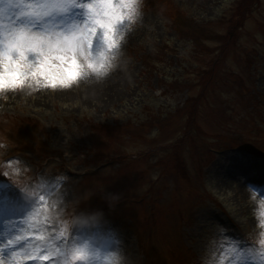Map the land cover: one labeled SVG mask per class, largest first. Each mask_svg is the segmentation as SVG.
Instances as JSON below:
<instances>
[{
    "label": "rangeland",
    "instance_id": "rangeland-1",
    "mask_svg": "<svg viewBox=\"0 0 264 264\" xmlns=\"http://www.w3.org/2000/svg\"><path fill=\"white\" fill-rule=\"evenodd\" d=\"M137 3L136 19L117 25V48L109 53L101 41L87 60L76 57L77 79L61 83L70 61L54 59L45 75L29 73L22 86L0 90L1 175L28 183L2 187L0 175V197L35 200L23 215L0 200V248L9 238L21 245L5 264H30L36 248L51 256L57 245L83 253L79 264H110L113 252L129 264H148V256L178 264L168 257L182 248L192 264H254L251 251H241L258 248L264 230V159L219 146L241 141L264 149V0ZM0 7L7 22V0ZM172 7L188 33L169 17ZM181 137L176 149L189 186L159 164ZM214 143L219 149L208 150ZM150 188L158 200L146 192L148 206L172 205L160 208L161 216L149 212L166 226L161 244L138 209L137 198ZM121 196L130 203L119 201V212L136 219L126 226L106 217L77 221L106 215L102 200ZM166 243L178 249L167 251Z\"/></svg>",
    "mask_w": 264,
    "mask_h": 264
},
{
    "label": "snow or ice",
    "instance_id": "snow-or-ice-1",
    "mask_svg": "<svg viewBox=\"0 0 264 264\" xmlns=\"http://www.w3.org/2000/svg\"><path fill=\"white\" fill-rule=\"evenodd\" d=\"M2 3L4 0H0ZM7 5L11 12L7 22L5 9L0 7V90L22 86L29 73L33 77L45 75L44 70L54 59L70 61L71 67L66 69L68 80L61 83L77 79L82 73L76 71L80 67L76 57L82 55L87 60L90 50H100L101 41L111 53L118 47L117 25L133 21L138 15L137 0H7ZM87 68L98 71L93 63H88ZM50 82L55 86L57 78L53 76ZM3 199L7 202L5 210L21 215L35 203V200L8 201L6 195ZM259 215L264 217V205ZM260 227L264 229V218ZM257 243L258 248L237 251L242 255L251 251L256 257L254 264H264V230L259 233ZM20 246L9 238L8 245L0 248V264H5V255ZM109 255L114 258L115 252ZM82 256L83 253L70 249L61 251L59 245L51 256L43 248H36L30 264H72L73 261L79 264Z\"/></svg>",
    "mask_w": 264,
    "mask_h": 264
},
{
    "label": "trees",
    "instance_id": "trees-1",
    "mask_svg": "<svg viewBox=\"0 0 264 264\" xmlns=\"http://www.w3.org/2000/svg\"><path fill=\"white\" fill-rule=\"evenodd\" d=\"M162 8L165 9L164 6ZM168 13H169V17L171 19H173L176 22V24H180V22H182L184 20L183 14L180 13L176 7L170 8V10H169ZM185 23L186 22H184V23L182 22L183 26H184ZM184 28L186 30L185 32H187V26H184ZM158 56L159 55H157V57ZM155 57H156V55H155ZM146 61H148V60L144 59V62H146ZM206 79H209V77L206 76ZM197 98L195 100H197ZM192 111L193 110H191V113H192ZM187 113L189 115V109L187 110ZM192 116H193V114H191V117ZM187 127H188V124H187ZM185 130L188 132L187 129H185ZM183 141H184L183 137L179 138L171 146V149L170 150H172V151L170 152V154H168L165 157H160L159 164H163L164 166H166L165 168L168 167V169H170V172H168L165 176L175 177L177 183H179V181L181 180V182H184V184H186V186H189L190 185V178H188V175H187L186 170H185V164H184L183 160L180 158V153H179V147L181 146V144L183 143ZM225 141H227V140H225ZM177 145L179 146L178 149H176V146ZM212 146L214 148L213 147L210 148V146H209V149L208 150L213 151L215 149H219V147H223L222 149L235 148V149H240V150H243L245 152H248L249 154L254 155V156H257V157H264V149H258V148H256L255 145H254V143L252 144L251 142L250 143H246V142H241V141H239V142L228 141V143L225 144V145H223V146H219L218 147L215 143ZM210 151H208V153ZM197 169H198V173L200 174L202 167L201 166L200 167L198 166ZM177 171H178V173L180 175V178H178L177 174H175V173H177ZM140 173L141 174L138 175V179H140L142 177V175H143V172H140ZM146 192H149V194L152 195V197H154V203H156V201L158 200L157 193L156 192L153 193L152 190H151V188H150L148 191H145V193L143 195H141V196L138 197V199L140 200L139 201V205H138L139 206L138 209H139V211L141 213L143 211L145 214L148 215V216H146V219H144V221H146L145 222V225L147 227H149V228L151 227L154 230V232L150 235L151 236V239L152 240H158L157 242H154V243L161 244V242H163V241L165 242V240H167L168 237H167V233H166V226H164V225L162 226L161 223L163 221L159 218V216L162 215V213L160 211V208H161V206H162L163 209L169 207V210L172 211V207H171L172 205H170V206L169 205H161L159 207V205L154 204L152 202L153 204H150L148 206L147 205V202L148 201L145 200V198H146L145 197ZM104 204L102 203V205H104ZM175 207H177L176 204H175ZM154 210L157 211V213L159 215L158 216L159 219L156 218V217L155 218L149 217L150 216L149 215V212L150 211H154ZM155 212H153V216L156 215V214H154ZM133 220H136V219L134 218ZM143 232H144V230H143ZM143 232H141L140 234L138 233V237L142 240V242H143V237L145 236L143 234ZM163 245L165 246V244H163ZM165 247H166V250L167 251H171V250H174V249H178V244L176 243V247L173 246L171 248L170 247V243H166V246ZM147 251L148 250L145 251V254L146 255H147ZM155 258L158 260V257H155ZM153 259H154V257L152 259H150V256H148V264H155V262H157V261H155ZM168 260H175V261L178 262V264H192L194 262L193 255L189 251H187L186 249H183V248H182V250L179 249L178 252H173L172 255H169Z\"/></svg>",
    "mask_w": 264,
    "mask_h": 264
},
{
    "label": "clouds",
    "instance_id": "clouds-1",
    "mask_svg": "<svg viewBox=\"0 0 264 264\" xmlns=\"http://www.w3.org/2000/svg\"><path fill=\"white\" fill-rule=\"evenodd\" d=\"M89 215H95V214H81V217H79V220L86 219ZM110 264H129L127 261V258L122 253H115L114 258H111Z\"/></svg>",
    "mask_w": 264,
    "mask_h": 264
}]
</instances>
